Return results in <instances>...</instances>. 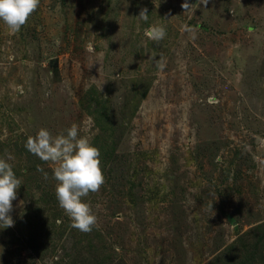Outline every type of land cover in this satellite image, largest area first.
Segmentation results:
<instances>
[{
	"label": "rangeland",
	"instance_id": "obj_1",
	"mask_svg": "<svg viewBox=\"0 0 264 264\" xmlns=\"http://www.w3.org/2000/svg\"><path fill=\"white\" fill-rule=\"evenodd\" d=\"M73 124L105 178L88 233L25 147ZM0 159L22 182L0 264H264V0H40L19 32L0 20Z\"/></svg>",
	"mask_w": 264,
	"mask_h": 264
},
{
	"label": "clouds",
	"instance_id": "obj_2",
	"mask_svg": "<svg viewBox=\"0 0 264 264\" xmlns=\"http://www.w3.org/2000/svg\"><path fill=\"white\" fill-rule=\"evenodd\" d=\"M40 0H0V20L4 22L12 33L20 31L32 13L38 8ZM208 0H200L206 5ZM192 4L183 3L185 11H193ZM139 18L147 21V9H142ZM185 31L194 30L185 26ZM145 35L155 43L166 36L162 26H150ZM86 51L93 52L91 45ZM163 70L165 64L157 62ZM26 149L44 162L57 165L53 169V178L58 182L55 189L60 208L72 220V227L88 233L97 224V217L93 214L90 205L83 198L89 193H96L105 183L101 169L99 149L93 146L89 138L79 135V128L73 124L66 135L55 137L46 129H40L34 137H29L25 144ZM8 159H12L9 155ZM38 171H43L38 168ZM47 179V173H45ZM22 184L5 159H0V228L12 227L14 221L9 215L12 211V201L16 199L17 189Z\"/></svg>",
	"mask_w": 264,
	"mask_h": 264
},
{
	"label": "trees",
	"instance_id": "obj_3",
	"mask_svg": "<svg viewBox=\"0 0 264 264\" xmlns=\"http://www.w3.org/2000/svg\"><path fill=\"white\" fill-rule=\"evenodd\" d=\"M48 202H49V201H47V200H44V201H43L44 204H46V203H48ZM243 242H244V239H242V237H240L239 240L236 241V242L234 243V245H232V247H230V249L235 248V245H236L237 243H238V244H243ZM34 252L37 254V251H36V250H34ZM225 254H226V253H225ZM220 260H221V257H216L215 260H214V262L219 261L220 263H222L223 261L221 262ZM54 264H58V263L55 262Z\"/></svg>",
	"mask_w": 264,
	"mask_h": 264
}]
</instances>
